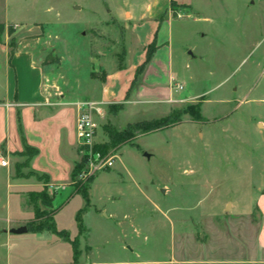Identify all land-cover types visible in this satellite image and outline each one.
Listing matches in <instances>:
<instances>
[{"label": "rangeland", "instance_id": "rangeland-1", "mask_svg": "<svg viewBox=\"0 0 264 264\" xmlns=\"http://www.w3.org/2000/svg\"><path fill=\"white\" fill-rule=\"evenodd\" d=\"M147 1L0 0V105L32 88L29 60L15 59L26 49L44 70L49 106L100 99L106 75L125 67L128 77L145 59L151 30L138 37L131 9ZM173 1V64L184 100L170 112L157 107L136 115L103 104L98 143L109 140L106 126L135 136L111 149L113 167L84 180L88 156L76 149L74 168L81 171L71 184L75 192L86 189L88 202L81 194L66 198L67 190L57 197L58 189L35 172L62 207L55 223L75 242L74 261L58 244L63 238L44 232L59 240L47 245L33 237L31 228L45 224L54 206L37 198V216L31 191L8 190L9 177L30 178L34 171L28 151L8 155L0 144V158L9 162L0 169V264H264L257 207L264 182V0ZM168 4L159 0L158 8ZM198 107L200 118L190 113ZM171 114L179 122L162 131L134 127ZM19 115L18 107L14 121ZM27 116L22 126L34 134ZM45 141L48 160L52 146ZM23 226L28 232L9 242L11 230Z\"/></svg>", "mask_w": 264, "mask_h": 264}, {"label": "crops", "instance_id": "crops-1", "mask_svg": "<svg viewBox=\"0 0 264 264\" xmlns=\"http://www.w3.org/2000/svg\"><path fill=\"white\" fill-rule=\"evenodd\" d=\"M172 1L169 0V4L163 12L158 8L159 0H148L142 8L136 5L132 7L131 16L137 22L134 27L137 29L136 33L138 37H141L143 29L148 28L151 30L150 35L146 37L142 45L145 59L140 63H136L137 69L135 74L128 77H126L128 74H126L125 67L106 75V78L103 79L100 99H91V101L107 105L106 109L109 105H116L118 107L117 114L124 112L128 115H136L147 114L151 109L157 107L170 112L177 103L184 100V97L176 90V85L182 84L177 81L178 74L175 72L173 64L172 36L170 32L171 21L174 18L171 9ZM162 15L163 18L160 19ZM143 23L145 24L142 25ZM155 35L157 36L155 53L143 72L137 74L138 68L146 60L147 48L152 43ZM5 49L6 53L9 54L7 46H5ZM20 52L15 53V59L20 60L23 56H26L24 58L29 60L30 69L27 70V74H31L33 80L32 88L25 86L22 89L21 95L17 90L14 99H8L7 101L5 99L4 105H0V144L5 143V148L8 151V155H10L12 152L23 151L24 142L26 143L25 140L27 139L28 143L26 144L38 150V154L31 161L33 171L48 177V186L58 189L57 197H60L67 190L66 198H70V196L72 198L75 195H79L74 191V187L71 184L74 163L78 160L76 149L79 148L76 135L78 110L75 104L84 99H74L68 104L61 103L57 104V106H49V99L43 88L44 70L35 65L33 55L27 49L24 51V54ZM11 66L15 69L12 63ZM14 72L16 74V69ZM124 77L126 78L124 79ZM8 85L10 90L12 86L11 78H9ZM20 96L22 97L20 98ZM18 107L20 115L17 119L18 121H14V114ZM24 114L28 115L27 117L32 121L33 127H36V129L32 130L34 134L30 133L25 124L22 126L21 116H24ZM25 137L27 138L25 139ZM16 140H19V142L21 140L22 144L16 145ZM42 140H49L52 146V151L47 154L48 160L44 159L46 148H44ZM96 142L98 143L99 141L96 139ZM5 159L8 160L7 157ZM6 168L8 166H0L1 170ZM34 177H17L15 179L9 177L8 190H17L19 192L25 190L41 191L44 189L45 184ZM57 197L53 199L54 210H56L55 217L59 209L62 208L58 209L55 206V199ZM257 207L261 214L258 246L264 255V182L257 199ZM75 220L77 222V216ZM22 235L14 234L9 242L18 239ZM32 235L33 237H38L40 240H46L47 245H52L59 241L48 238V233ZM59 243L67 253H69L68 251L70 253L72 251L74 261L75 255L71 244L65 241H59Z\"/></svg>", "mask_w": 264, "mask_h": 264}, {"label": "trees", "instance_id": "trees-1", "mask_svg": "<svg viewBox=\"0 0 264 264\" xmlns=\"http://www.w3.org/2000/svg\"><path fill=\"white\" fill-rule=\"evenodd\" d=\"M172 2L175 3V1H172ZM162 18H163V15L161 16L160 19H162ZM156 47H157V36L155 35L152 43L147 48L146 60L138 68L137 74L143 72V70L145 69L147 64L150 62L152 56L154 55ZM51 57L52 56H48L47 60L50 61ZM110 108H111V110H115V108H117V111H118V107L116 105H110ZM190 113L194 117L200 118L199 107L193 108V110ZM178 122H179V118L177 116L174 117L171 114V115L164 117V118H161V119H156V120H151V121H143V122L137 123L134 127L138 132H141L143 134H150L153 132L162 131L168 127H173ZM105 131L108 134V138H109L108 142L104 143V144L99 143L95 146V150L98 152H101L104 155H107L109 153L113 154L111 149L117 147L120 144L128 142L129 139H131L132 137L135 136V134L133 133L134 131L124 130L122 132H118L111 127L109 128L108 126L105 127ZM27 151L29 152L27 154V158H28L27 162L29 165V163L32 161V159L38 154V150L36 148L28 146L24 142V151L23 152L25 153ZM80 171H81L80 167L79 168L75 167L73 170V173H72V179L77 177L79 175ZM31 176H36V173L34 172ZM18 177H24L25 178L26 176L19 175ZM44 179L49 180L47 176H45ZM77 193L81 194L85 198L86 202L89 201V198H88L87 193H86V189L83 186L78 188ZM27 196H28L29 204L34 205L35 212H36L37 216L39 215V212H38V209L36 208V205L34 204V200L36 201L37 198L43 199L44 204H47L49 207H52L54 198L53 197L50 198L49 193L45 189H43L41 191L28 192ZM52 211L53 212L47 216V222L45 224H40V226L37 228H33V229L31 228V232L34 234H40V233L48 232V233H52V234H54L60 238H63L65 241H67L68 243H70L72 245L73 250H74V255H76V251H75L76 250V244H75V242H73V240L70 238L69 232H67L65 230H59L57 228L56 223H55V212H56V210L53 209ZM81 211L82 210H80L78 215H77V221L79 222L80 232L83 230L82 222H81V219L79 218V214L81 213Z\"/></svg>", "mask_w": 264, "mask_h": 264}, {"label": "built area", "instance_id": "built-area-1", "mask_svg": "<svg viewBox=\"0 0 264 264\" xmlns=\"http://www.w3.org/2000/svg\"><path fill=\"white\" fill-rule=\"evenodd\" d=\"M183 85H176V90H182ZM78 110L76 121V135L78 147L83 149L88 156L87 168L84 169L79 175L81 180L88 179L94 173L103 171L107 167H113L115 163L114 154L104 155L95 150V146L99 143L96 142L98 132L97 118L103 116L104 108L103 103L81 100L75 104ZM9 162L3 157L0 158V166L6 167Z\"/></svg>", "mask_w": 264, "mask_h": 264}, {"label": "water", "instance_id": "water-1", "mask_svg": "<svg viewBox=\"0 0 264 264\" xmlns=\"http://www.w3.org/2000/svg\"><path fill=\"white\" fill-rule=\"evenodd\" d=\"M11 232L16 235H22L28 232V228L27 226H23L18 229H12Z\"/></svg>", "mask_w": 264, "mask_h": 264}]
</instances>
